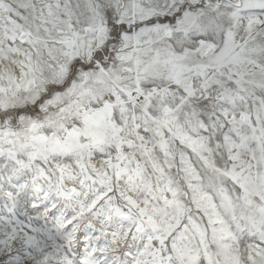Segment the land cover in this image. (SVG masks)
<instances>
[{"label": "snow or ice", "instance_id": "obj_1", "mask_svg": "<svg viewBox=\"0 0 264 264\" xmlns=\"http://www.w3.org/2000/svg\"><path fill=\"white\" fill-rule=\"evenodd\" d=\"M0 264H264V0H0Z\"/></svg>", "mask_w": 264, "mask_h": 264}]
</instances>
